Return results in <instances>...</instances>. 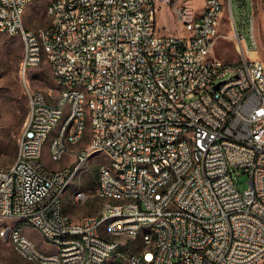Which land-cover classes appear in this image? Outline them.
<instances>
[{"label": "built area", "instance_id": "1", "mask_svg": "<svg viewBox=\"0 0 264 264\" xmlns=\"http://www.w3.org/2000/svg\"><path fill=\"white\" fill-rule=\"evenodd\" d=\"M59 0L45 13L46 25L23 30V0H0L8 32L30 39L29 64H21L20 79L35 123L30 134L20 130V155L12 169H0V215L26 213L37 220L44 235L61 240V231L82 230V237L63 241L58 256L34 251L19 231L7 230L23 251L49 257L59 264H99L119 245V256L130 264H256L264 259V62L257 52L258 39L250 9L243 11L249 41L234 22L231 0V39L238 55L228 61L214 55L220 34L222 0ZM169 6L183 33L160 34L155 16ZM77 7V15H70ZM247 7V4H246ZM53 62L58 82L79 81L97 94L93 107L99 133L93 144L82 146L73 161H85L95 145L115 154V165L131 162L123 170L127 184L116 185L104 172L95 191L137 194L128 207L87 214L78 222L56 215V186L66 177L63 169L41 165L38 146L50 119L62 101L73 100L72 137L80 136L81 94L29 91L25 68ZM42 96H51L43 104ZM198 135L200 166L190 168L186 143L177 134ZM85 137V136H82ZM53 155H60L59 137ZM154 163L157 175L142 169ZM81 172V170H80ZM246 173L247 188L239 190L236 177ZM155 184L160 197L149 199ZM84 193H80L77 200ZM167 209H186V216L168 217ZM125 210L126 219L112 223L119 239L105 240L95 233L98 217ZM155 219L149 238H158L151 252L131 253L120 243L121 233L132 232L137 221ZM0 264H8L0 258ZM109 264V262H108Z\"/></svg>", "mask_w": 264, "mask_h": 264}, {"label": "bare ground", "instance_id": "2", "mask_svg": "<svg viewBox=\"0 0 264 264\" xmlns=\"http://www.w3.org/2000/svg\"><path fill=\"white\" fill-rule=\"evenodd\" d=\"M34 0H23V6H27L29 2ZM53 2H59V0H48L45 6V12L47 13ZM223 5V0H222ZM23 11V30H30L31 27L26 26L24 22V12ZM70 15H77V7H70ZM5 25V14H0V27ZM1 31H5L10 35H17L22 41V54L21 60L19 62V74H21V64H29V46L30 39L25 37L24 34L19 31L8 32V28H0ZM52 71V75L56 82V89L54 91H64L65 94H81V127L80 136L72 137L74 130V122H68L70 118L73 117V100L62 101L61 110L55 114V116L50 119L49 126L41 134V144L38 146V158L41 159V165L47 167L42 161V151L44 142L49 137V155L53 160H59L62 157H56L51 152L53 149V142L57 137H59V147L60 155L64 156L66 153H72L76 157V154L80 152L81 147L75 148L74 144L82 142L85 130L86 121L89 122V133L87 140L83 146H88L93 144V137L99 133V123L95 121V113L93 107H98L97 94H91V88L87 85H80L79 81L71 82H58L54 74V64L53 62H48ZM37 66H29L25 68L26 81H29V76L34 71ZM29 91H37L39 94H48V90H42L39 88H34L29 84ZM43 104H51V96H42ZM35 123V114H30V108H28L26 119L23 123L21 130L23 134H30L32 126ZM56 126V129L52 135L50 132ZM175 143H186V158L190 162V168H197L200 166V158L197 155L198 151V135L195 132H188V134H177L175 136ZM103 151L107 155V161L99 163L97 165V176H96V189L97 185H102L104 181V172L107 175H111V180L115 181L116 185L127 184V176L123 173V170H131V162H123L122 165H115V154L107 149L105 145H95L91 147L89 153L86 154L85 161H74L72 166H67L66 177H63L61 181L56 186L55 199H56V215L63 218L64 222H78L82 219H86L87 215H82L79 219H74L68 213L64 212L63 194L68 186L69 181L72 176L79 172L84 166L87 158L97 152ZM20 155V145H16V154L14 160ZM59 168V169H63ZM0 169H12V162L5 166H0ZM142 169L148 172L149 175H157V167L154 163L142 162ZM49 171H56V169H50ZM160 192H162V184H155V190L149 192V199H156L160 197ZM80 193H84L77 200ZM96 195L101 199V203L98 208L97 213H103V211L112 209H122L128 207V204H132V201H137V194H130V197H126L123 193H114L113 190H101L95 191ZM87 198V191L84 189H79L72 194V202H83ZM168 217H181L186 216V209H167ZM12 219L14 223H9L7 220ZM126 219V211L118 210L113 211L108 214H103L98 217L97 225L95 226V233L102 234L105 240H116L119 239V232L111 227L112 223H117L121 220ZM24 225L32 226L39 231L44 240L51 242L55 247L53 251H44L39 249L34 241L28 237L24 232L22 227ZM156 227L155 219H146L143 221H137L135 229L132 232L121 233L120 243H127L128 250L131 253L139 252H151V249L158 246V238L146 237V234H153V228ZM11 228L12 231H19L21 237L34 247V251H43L45 255L58 256L59 250L63 249V241H68L71 238L82 237V230H70L61 231V240H56L49 238L44 235V231L37 224V220L32 218H26V213H14V214H1L0 215V237L5 240H9L11 247L15 250L25 261L29 263L38 264H59L49 257H38L36 255L28 254V252L23 251L22 245H16V239L12 235H8L7 230ZM134 247H137L134 249ZM119 245H111L109 249V255L99 258V264H130V259L127 256H119ZM8 264H16L14 262L8 261ZM143 264H152V259H144Z\"/></svg>", "mask_w": 264, "mask_h": 264}, {"label": "rangeland", "instance_id": "3", "mask_svg": "<svg viewBox=\"0 0 264 264\" xmlns=\"http://www.w3.org/2000/svg\"><path fill=\"white\" fill-rule=\"evenodd\" d=\"M48 0H34L29 2L24 12L25 24L28 27L46 25L48 18L45 15V6ZM203 0H189L190 5H201ZM254 18V32L258 39V49L254 55L264 62V0H231L234 22L237 28L244 31L245 38L249 41V27L247 20L242 27L243 11L250 9ZM230 0H223V13L220 23V36L218 37L214 55L228 61H235L238 55L235 51L232 39V27L229 23ZM247 4V7H246ZM156 31L160 34H179L183 33V25H179L174 18L169 6L160 7L155 16ZM22 54V41L17 35H10L0 30V166L10 164L16 154V138L21 130L28 112L27 96L23 91L22 82L19 75V62ZM32 87L42 90L56 89V82L52 75L49 63L43 60L39 66L34 68L29 76ZM56 126H53L50 135L54 133ZM89 133V122L86 121L84 136L82 141L87 140ZM80 142L79 145H82ZM85 144V143H84ZM75 147V146H74ZM49 137L44 142L42 151V161L50 169H59L72 166L76 158L72 153H66L61 159L53 160L49 155ZM76 148V147H75ZM107 161L105 152L100 151L90 155L81 172H77L71 178L63 194V201L68 208V214L74 219H79L82 215L98 212L101 199L96 195V176L97 165ZM80 176L81 182L78 183ZM237 187L241 191L247 188L248 177L246 173L240 172L235 178ZM79 189L87 191V198L83 202H72V194ZM14 223L12 219L7 220ZM23 232L30 237L35 245L46 252L53 251L55 247L51 242L43 239L37 229L32 226L24 225ZM137 247H134L136 249ZM119 250V249H118ZM0 258L16 264H38L25 261L13 248L9 240L0 237ZM256 264H264V259Z\"/></svg>", "mask_w": 264, "mask_h": 264}, {"label": "crops", "instance_id": "4", "mask_svg": "<svg viewBox=\"0 0 264 264\" xmlns=\"http://www.w3.org/2000/svg\"><path fill=\"white\" fill-rule=\"evenodd\" d=\"M24 22H25V19H24ZM83 142V144L82 145H79L80 143H77V144H74L73 145V147L75 146L76 148H78V147H81V146H83L84 145V143H85V141H82ZM79 182H81V180H80V176L78 177V183ZM63 203H64V201H63ZM63 209H64V212H66V213H68L69 211H68V208L65 206V204H64V207H63ZM70 215V214H69ZM71 216V215H70Z\"/></svg>", "mask_w": 264, "mask_h": 264}]
</instances>
